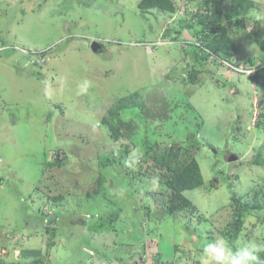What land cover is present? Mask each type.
I'll return each mask as SVG.
<instances>
[{"label": "rangeland", "instance_id": "obj_1", "mask_svg": "<svg viewBox=\"0 0 264 264\" xmlns=\"http://www.w3.org/2000/svg\"><path fill=\"white\" fill-rule=\"evenodd\" d=\"M140 1L0 0V264H232L264 244V0L247 28L225 18L234 58L204 63L183 32L207 0ZM171 145L204 177L175 212L152 173Z\"/></svg>", "mask_w": 264, "mask_h": 264}, {"label": "trees", "instance_id": "obj_2", "mask_svg": "<svg viewBox=\"0 0 264 264\" xmlns=\"http://www.w3.org/2000/svg\"><path fill=\"white\" fill-rule=\"evenodd\" d=\"M224 1L207 0V12H197L192 16L199 19L197 24L201 28L196 34L199 43L189 52L201 63L212 57L226 61L232 60L238 50L235 38L228 32L224 20L225 18L230 21L234 20V23L246 28V23L241 15L258 7V3L254 0H228L226 4ZM139 7L142 10L156 8L158 11L167 10L170 12H175L178 9L174 0H141ZM189 23L195 26V23ZM259 43L264 49V38L260 39ZM203 50L205 51L204 54L201 53ZM260 67L257 75L253 76L254 80H258L262 72L264 73V59ZM198 72L199 70L194 72V77L191 80L196 81ZM110 112L113 115L117 114L115 109L110 110ZM106 122L111 125L114 138L118 139L123 131L110 121L106 120ZM152 159L154 161L153 176L162 175V170H164L165 184L172 190L170 210L175 212L180 209L194 208L192 201L183 193L187 189L197 188L204 183L200 164L194 155L189 150H182L171 145L157 149L152 154ZM259 257L258 264H264V252L259 253Z\"/></svg>", "mask_w": 264, "mask_h": 264}, {"label": "clouds", "instance_id": "obj_3", "mask_svg": "<svg viewBox=\"0 0 264 264\" xmlns=\"http://www.w3.org/2000/svg\"><path fill=\"white\" fill-rule=\"evenodd\" d=\"M196 39L189 40L185 38L187 42L190 41L191 43L196 42ZM205 251L210 253H215L218 257H223L226 252V245L224 242H221L219 246H205ZM261 252H264V244L249 242L244 246H242L241 248H239L238 254L233 257L232 264H258L260 259L258 254Z\"/></svg>", "mask_w": 264, "mask_h": 264}, {"label": "water", "instance_id": "obj_4", "mask_svg": "<svg viewBox=\"0 0 264 264\" xmlns=\"http://www.w3.org/2000/svg\"><path fill=\"white\" fill-rule=\"evenodd\" d=\"M184 37L186 39H189V40H195L196 39V37L191 35L187 29L184 30ZM92 48H93V50L97 51V50H99V48H101V45L97 40H94L92 42ZM238 158L239 157L235 153H232L229 157V161L233 162V161H236Z\"/></svg>", "mask_w": 264, "mask_h": 264}, {"label": "built area", "instance_id": "obj_5", "mask_svg": "<svg viewBox=\"0 0 264 264\" xmlns=\"http://www.w3.org/2000/svg\"><path fill=\"white\" fill-rule=\"evenodd\" d=\"M197 44H198V43H197ZM6 48H7V46H5V45L3 44V42L0 41V51L4 50V49H6ZM207 51H208V49H207Z\"/></svg>", "mask_w": 264, "mask_h": 264}]
</instances>
